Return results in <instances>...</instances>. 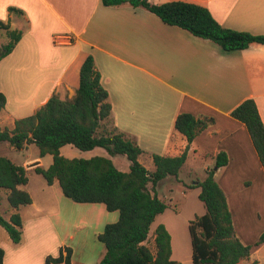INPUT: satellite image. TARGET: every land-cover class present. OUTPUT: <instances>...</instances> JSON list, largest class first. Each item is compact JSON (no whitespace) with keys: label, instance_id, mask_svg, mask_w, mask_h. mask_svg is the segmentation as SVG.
<instances>
[{"label":"crops","instance_id":"obj_1","mask_svg":"<svg viewBox=\"0 0 264 264\" xmlns=\"http://www.w3.org/2000/svg\"><path fill=\"white\" fill-rule=\"evenodd\" d=\"M184 1L207 7L225 27L264 35V0ZM11 6L22 13L10 12ZM0 19L23 30L15 49L0 60V91L7 97L0 111V128L12 130L16 120L34 114L54 94L72 98L80 84L81 66L92 54L109 93L113 125L137 140L144 150L140 161L153 170L152 154L174 156L187 151V161L190 154H198L207 169L213 166L214 156L225 151L229 162L217 169L215 178L226 193L237 236L245 244L259 240L264 225L247 236L245 230L252 226L247 220L237 222L230 192L239 182L247 191L237 196L242 198L253 189V202L264 213V167L246 125L231 113L245 99L253 98L264 123V44L226 51L210 39L165 23L142 6H107L102 0H0ZM183 111L213 118L192 142L175 129L176 117ZM1 143L16 149L8 141ZM71 147L62 146L61 154L81 156L68 155L75 153ZM107 152L91 154L107 156ZM16 163L26 168L34 163L24 186L32 202L20 208V243H14L0 225L5 264H45L46 256L57 255L62 246L72 248V264H98L106 250L98 234L118 219V211H109L103 203L73 201L57 180L48 184L35 179L42 192L40 201L47 203L51 189L56 204L51 210L42 209L30 189V176L36 166L44 167L43 159L25 154ZM130 165L131 161L129 169ZM6 200L2 214L10 219L14 210ZM154 232L149 234L150 239L153 233V241ZM172 258L183 264L175 257L173 238ZM260 259H264V242L239 264Z\"/></svg>","mask_w":264,"mask_h":264},{"label":"trees","instance_id":"obj_2","mask_svg":"<svg viewBox=\"0 0 264 264\" xmlns=\"http://www.w3.org/2000/svg\"><path fill=\"white\" fill-rule=\"evenodd\" d=\"M102 2L107 6L126 3L142 6L165 23L210 39L226 51L245 49L252 43L264 44V35L225 27L207 7L197 3L184 0ZM9 11L22 13L13 6ZM0 30L7 38L0 47L1 60L15 49L23 37V30L12 28L3 19H0ZM6 102V95L0 91V111ZM111 113L109 93L101 82L93 55L89 54L81 66L80 84L72 98L62 99L54 94L34 114L16 120L12 130L0 128V142L8 141L16 149L35 143L40 156H53L48 167H35L48 184L57 180L64 195L73 201L103 203L109 211H118V219L106 224L98 234L106 249L98 264H182L172 258V236L165 224L160 223L155 229V249L147 241L156 216L169 206L153 190L161 180L169 176L179 177L187 163L188 153L184 151L174 156L154 153L151 155L154 169L149 170L140 161L144 150L135 138L113 125ZM231 114L246 125L264 167V123L256 101L245 99ZM212 122L213 118H201L183 111L176 117L175 129L192 142ZM66 144H73L81 150L101 146L110 155L125 154L131 161L130 169H119L106 156L68 158L61 154V147ZM213 159L214 165L206 169V176L191 185L201 188L198 196L206 208L204 214L189 224L192 259L194 264H239L264 242V233L254 244H245L237 236L226 193L215 178L217 169L226 165L229 158L225 151H221ZM28 181L29 171L25 166L0 155V201L5 194L14 210L10 219H6L0 207V225L16 244L23 238L20 208L32 202L31 194L24 188ZM4 256L5 250L0 246V264H5ZM45 264H72V248L60 247L57 255L46 256Z\"/></svg>","mask_w":264,"mask_h":264},{"label":"rangeland","instance_id":"obj_3","mask_svg":"<svg viewBox=\"0 0 264 264\" xmlns=\"http://www.w3.org/2000/svg\"><path fill=\"white\" fill-rule=\"evenodd\" d=\"M5 41L6 37L0 36V43H4ZM1 46L2 45L0 44V47ZM71 148L75 150V153L66 152L68 155L77 154L81 156H74L68 158H90L93 156L102 155L98 153L91 154L94 153L95 150H103V152H107L106 149H103V147H99L100 149H97L95 147L94 149L90 150H81L75 146ZM25 154H29L30 156L40 155L38 146L35 143H29L27 149L25 148L11 150L6 145V143L0 144V155L7 156L13 159L15 162L19 161L20 158H24ZM90 154L92 156H89ZM40 157L44 161V167H48L51 164V162H47V159L49 160V158H53L51 154H46L45 156ZM106 157L115 158V165L119 169H129L128 165L130 163V160L128 159L127 155L117 154L112 156L107 152ZM143 158L149 157L144 156ZM207 165V162L204 161L202 157H200V155L190 154L186 165L180 171L179 177L169 176L161 180L155 186V190H153L157 193L160 198L165 200L169 204V206L163 213H160L156 216L155 221L151 225L150 232H154L156 227L160 223L165 224L168 230L170 231L174 241L175 257L181 259L183 264H194L192 259V240L189 230L190 221L196 219L198 216H201L206 211L204 202L198 196L200 192V187H191V185L196 184L199 180L203 179L206 176ZM32 167H34V163L27 164V169ZM31 175L32 176H30V189L32 190L37 205L39 207H42V209L46 207L47 209L51 210L56 205L55 202H53L54 198L51 189H49V192L46 195V197L48 198L47 203H42L40 201L42 200V192L41 189H39L37 182H35V179L41 180L42 182H46L45 178L42 174L37 173L36 171H32ZM149 187L152 188V185L150 184ZM243 191L247 190L241 185V182H239L238 185H236V187H234V189L230 192V197L232 201L231 205L233 209H235L237 222H241V220H247L248 222H250L252 228L246 229L245 234L251 237L252 233L258 231L259 229H263L264 213L262 211L263 209L258 208V204H256L255 201L253 202V189H249L248 194L245 193V196L242 198L240 197V195H236L243 193ZM256 198L257 197H255V199ZM6 204V195L3 194V198L0 201V207L2 212L3 210L6 211ZM29 208H31L29 210L33 209V207ZM148 244L152 247V249H155L153 233H151L150 235ZM85 255H87L86 252ZM256 263L264 264V259H260L259 262H255L254 264ZM242 264L251 263H249L248 260Z\"/></svg>","mask_w":264,"mask_h":264}]
</instances>
